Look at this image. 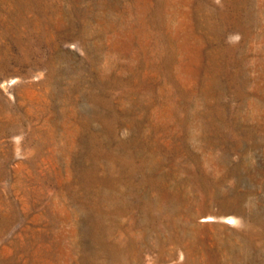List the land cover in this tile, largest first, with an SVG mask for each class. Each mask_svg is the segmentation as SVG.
Wrapping results in <instances>:
<instances>
[{"label":"rangeland","instance_id":"1","mask_svg":"<svg viewBox=\"0 0 264 264\" xmlns=\"http://www.w3.org/2000/svg\"><path fill=\"white\" fill-rule=\"evenodd\" d=\"M0 264H264V0H0Z\"/></svg>","mask_w":264,"mask_h":264}]
</instances>
